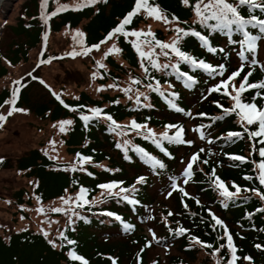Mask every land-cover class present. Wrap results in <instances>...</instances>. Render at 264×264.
<instances>
[{
    "label": "trees",
    "instance_id": "trees-1",
    "mask_svg": "<svg viewBox=\"0 0 264 264\" xmlns=\"http://www.w3.org/2000/svg\"><path fill=\"white\" fill-rule=\"evenodd\" d=\"M70 1L48 0L44 12L48 15L60 6L68 5ZM151 2L157 4L169 22L175 23L176 27H191L206 35L199 24L193 23L191 9L181 4L180 0ZM133 4L134 0H98L96 4L76 10L67 7L56 12L54 16L50 15L45 24L40 19V0H24L17 4L14 25L3 24L4 28L0 33V46L5 32L6 36L13 38L7 51L0 48V77L6 74V68L1 65V61H6L11 66L20 61L26 62L27 53L40 44L44 33L54 34L65 28L79 27L84 34V47L98 44ZM240 13L245 17L248 15L244 7L240 8ZM255 14L261 15L258 10ZM173 16L177 18L176 21L171 20ZM143 21V15L138 13L125 26V30H137ZM251 31L255 34V30ZM154 35L163 42L161 31L156 30ZM112 38L120 49V58L124 64L117 63L109 55L104 56V66L99 69L101 79L98 83L103 85L111 82L117 89L113 94L105 91L93 98L81 92L76 99H66L59 95L60 100L72 109L69 110L49 91L47 98L32 101L29 82L28 85L13 84L10 90L0 91L2 106L4 100L10 98L11 91L19 88L13 108L27 109L35 117L50 122L72 121L63 137V145L66 154L77 164L56 162L37 149L27 152L15 161V169L34 180L32 195L37 202L42 205L51 204L60 201L61 197H71L74 200L80 187L87 190L84 196L87 203L82 207H76L70 201L68 207L63 208L65 211L53 213L55 218L63 219L64 222V226L57 229L63 231L68 239L75 241L74 245H68L59 236L46 239L42 232L36 230L14 231L6 234V237L0 235V264H79L78 261L68 259L69 248L87 260L88 264H112L109 257L116 264H138L137 254L140 257L139 264H226L231 254L226 247L225 227L235 246V255L240 257L235 264H249V261L243 259L245 256L251 257V264H264V249L254 247L255 244L264 246V211H257L264 208V201L251 190L243 191L244 188H255L256 191L264 193V186L256 179L259 174L257 165L264 159L259 156L258 150L264 144L256 142L258 137L249 140L248 133L241 128L244 122L237 118L235 111L224 113L222 108L217 107L219 104L224 109L232 108L234 100L231 97L236 95L234 89L240 88V81L246 73H251L247 82L264 80V60L262 63L258 57L259 45L264 44V39L258 41L257 64L251 65V56L246 54L247 60L239 74L219 90L209 92L210 88L240 68L237 55L239 45H229L223 33L211 35L210 40L213 46L224 49L226 58L224 53L207 52L193 37H184L180 42L181 49L192 56L214 66L221 63L225 65L223 76H212L199 69L190 70L187 64H179L180 71L194 77L195 82L190 87H185L183 78L178 77L171 69L158 71L151 68L148 60L142 61L128 42L135 39L134 37L126 40L122 35H114ZM233 38L239 39V35L234 33ZM159 52L160 50L154 57L158 64L175 62V57L171 54L166 57L159 55ZM39 59L47 61V55L42 54ZM141 63L148 68L147 73L141 68ZM123 77L139 83L121 85ZM148 84L158 90L149 89ZM119 89H125L127 93ZM134 89H147L148 102L138 99L139 102L136 100L133 105L129 100L122 101L123 95H129L130 90ZM225 90L228 95L224 94ZM257 91L264 96V89H247L241 92V101L253 102L251 98ZM169 93L177 95L170 98ZM170 99L183 111L170 108ZM255 103L259 106L264 101L257 97ZM93 107L101 109L102 115L87 122L82 121L80 116L91 117L89 109ZM201 113L204 115H200ZM103 114L110 115L121 127H110V121L104 119ZM131 121L144 126L139 133L126 127ZM169 124L180 126L183 129L182 139L191 141V144L170 143L161 139V133L169 136L175 133V128L165 129L164 126ZM244 127L252 131L256 125L244 124ZM147 129H151L154 135L148 136ZM229 131L240 132V138L228 139L226 134ZM136 148L143 149L159 160L164 168H153L145 163L142 154L134 150ZM162 148L164 151L159 150ZM165 152L169 155H165ZM77 153L80 157H90V160L80 163ZM193 154L198 158L193 162L191 175L185 178L183 169ZM229 155L245 157V161L241 163L231 160ZM10 167L7 162L2 164V168ZM213 171L214 177L211 175ZM141 176L145 178L144 181L135 183L137 177ZM215 177L224 182L229 191L235 192L233 183L241 191L232 199L225 200L212 182ZM172 179H175L177 189H172ZM114 181L122 183L111 189L112 193H117L119 188H127L129 192L121 195H129L138 203L130 205L120 199L119 195H109L108 190L98 187ZM130 186L135 187L136 191L132 192ZM25 195L27 191L21 189L14 193L13 198L18 205H30V199L26 202L23 200ZM69 208L80 217L77 219L73 216L74 222L70 226L66 215ZM209 211L222 221V225L215 224ZM107 212L121 219L117 221L114 216L106 215ZM19 213L22 215L23 212L20 210ZM123 224H130L132 227L125 231ZM178 227L187 231L177 235L175 229ZM193 236L201 243L193 241ZM47 240L54 241L58 247L52 248ZM61 244L63 246H59ZM222 244L225 247L221 248ZM218 248L219 251L213 256L212 253Z\"/></svg>",
    "mask_w": 264,
    "mask_h": 264
},
{
    "label": "snow or ice",
    "instance_id": "snow-or-ice-1",
    "mask_svg": "<svg viewBox=\"0 0 264 264\" xmlns=\"http://www.w3.org/2000/svg\"><path fill=\"white\" fill-rule=\"evenodd\" d=\"M48 0H40V19L42 22L47 24L49 16L56 15V12L65 10L68 6L63 5L56 9V11L46 15L44 12V8L47 4ZM97 0H81V3L75 4L73 7V10H76L78 8L84 7L86 5H92L96 4ZM180 3L183 4L185 7H189L194 15V24H199L202 29L206 32L205 34H202L201 31L195 30L191 27L185 29L181 27H175L174 29V36L169 42H162L159 39L155 38L154 33L151 31H126L125 26L128 25L131 21L134 15L138 14L143 10V13L146 17H150L154 20L162 21L165 24L169 23V20L167 16L165 15L164 11L159 8L157 4L154 2H151V0H134V4L131 7V9L123 16V18L117 23L114 27H112L105 37L99 41L98 44H93L90 47H83L82 53H76V52H69L67 53L68 56H75L79 54L87 55V53L91 49H99L101 44H104L106 41H108L110 38H112L114 35H122L126 40L128 37H134L135 39H132L128 41L131 44V47L135 50L137 56L143 61L148 60L150 63L151 68L156 70L161 69H171L172 72H174L178 77H182L185 81V87H190L192 83H194V77L192 75H189L187 72L180 71L178 68V65L183 63L187 64L190 68V70H202L208 75H221L223 76V73L225 71V65L219 64V65H211L207 63L203 59L196 58L192 56L191 54L183 51L180 47V42L184 39V37H193L195 38L200 46L205 49L207 52L215 54L217 52L224 53L223 48H218L216 46H213L210 40L211 35L215 33H223L227 37V43L229 45H239V50L237 52V55L240 60V68L233 71L231 74L227 76V79H222L217 85H214L212 88L209 89V92L211 91H217L222 86L227 85L230 81L233 80L234 77H236L239 72L243 69L244 64L247 60L246 54H250L251 60L250 64L255 65L257 64L256 59V52L258 48V41L261 39H264V0H180ZM246 8L248 15L245 17L241 15L240 8ZM259 11L261 14L260 16L256 15L255 12ZM172 21H176L177 18L175 16L171 17ZM255 30V34H253V31ZM238 34L239 39H234L233 34ZM78 37H83V33L77 31L75 34ZM47 33L43 34V37L46 38ZM142 37V39H141ZM75 38V37H74ZM81 45L83 44V41L81 39L80 41ZM145 47L147 48V52L144 50ZM159 48L160 52L159 55L163 56H169L170 54L175 57V62L170 64H163L160 65L157 63L156 59L154 58L157 53H154L152 50L153 48ZM120 49L111 47L107 50V54L112 52H119ZM225 58L227 57V53H224ZM41 63H47V61H40ZM97 66L102 67L100 65L99 61H97ZM141 68L144 69L145 73H147L148 68L141 63ZM251 73H246L244 75V78L240 81V88L234 89L236 92L235 96H232L231 98L234 100V104L231 109H224L221 105L217 104V107L222 108V111L224 113H229L235 111V114L237 118L240 121H243L244 123L241 124V128L245 132L248 133V138L251 141L253 138L258 137L259 139L256 141L259 144H264V103H261L259 106L255 103V100L257 97H260L262 101H264V96L261 95L259 91L256 92L255 95L252 96L251 100L253 102H242L240 99V94L242 91H245L247 89H264V80H261L259 82L250 83L247 82L249 76ZM93 76H95V73H93ZM148 79H152L151 77H147ZM15 84L19 85V81H15ZM43 83V81H41ZM133 83H139V81H133ZM158 84V82H156ZM46 88H48L47 84H44ZM108 87H114V85H108ZM147 87L149 89H154L152 84H148ZM99 91V89H97ZM19 88H14L11 91L10 98L4 100V104L8 105H14L16 103L17 94H18ZM49 91L51 89L49 88ZM121 91H125L127 93V90L121 89ZM225 95H228L227 91L224 92ZM53 95L56 96V99L60 101V103L65 107L69 108V110H72L69 105L64 104L62 100H60L59 95L53 93ZM143 95V94H141ZM176 93H169L170 98H175ZM147 99V96L144 97ZM139 100L137 99V103ZM2 106V105H0ZM83 107V106H80ZM169 107L175 108L176 111H183L182 109L176 107L172 102L171 99L169 100ZM238 109V111H236ZM13 111L19 112L23 111L20 108H12L9 107L7 110V114L11 115ZM91 112V117L88 115H81L80 119L82 121L87 122L91 118L100 117L102 115V110L96 107H93L89 109ZM200 115H204L201 113ZM104 119L110 121V127H114L116 129H119L121 126L117 125L115 121L112 120V117L107 114H103ZM222 118V117H221ZM5 119L4 115H0V123H2ZM72 123L71 120H62L59 122L60 124V131L63 132L65 130V125H70ZM244 124H247L248 126L256 125V128L252 131H249V128L244 127ZM130 127L131 129H135L138 133L141 128H143V125L137 124L135 121H131L130 125L126 126ZM165 129L168 128H175L176 131L172 136L167 135L166 133H161V139H166L170 143H187L191 144V141H185L182 139V132L183 129L178 125H165ZM202 127V126H201ZM198 131V129H197ZM148 136H153L151 129H147ZM241 133L238 131H229L226 134V137L228 139H231L233 137L240 138ZM155 142V141H154ZM51 143V142H50ZM125 144L127 142L125 141ZM117 147H120L119 144L116 145ZM159 147V144H157ZM137 152H140L142 154V159L145 163H148L151 165V167L156 168L157 166L160 169L164 168V164L161 163L156 158L149 155L147 152H144L143 149L136 148L134 149ZM161 151H164V149H161ZM203 151V149H201ZM259 156L261 158H264V147L259 148ZM251 154V153H250ZM77 157L80 159V163H83L84 161L90 160V157H80V154H76ZM165 155H169L167 152H165ZM197 155L193 154L190 159L187 162V166L183 169V176L185 178L189 177L191 175V169L193 166V162L197 160ZM125 159H128L127 156H125ZM229 159L231 160H238L241 163L245 161V157L239 156V155H229ZM259 169V174L256 177V179L259 181V184L261 186H264V159H262L261 162L257 165ZM211 175L214 177V171L211 173ZM144 177H137L135 183L139 184L144 181ZM245 179H251V177H245ZM185 182L187 180L185 179ZM212 182L218 187L219 194L225 198V200H230L234 196H236L237 193L241 191L240 187L237 186L235 183L232 184V187L235 189V192L229 191L228 188L225 186L224 182H222L218 177H215ZM122 182H110L105 184L98 185L101 189H106L109 191V195H119L120 199L127 201L130 205H135L138 203L135 199H132L129 197V195H121L122 193H128L129 189L127 188H119V191L117 193H112L111 189L117 188L119 184ZM172 189H177V184L175 182V179H172L171 183ZM131 191L135 192L136 189L133 186H130ZM252 191L259 197L261 201H264V193H261L259 191H256L255 188L248 189L244 188L243 191ZM181 192H183V189H180ZM87 190L83 187H80L75 199L73 200L71 197L65 199L64 197H61V201L64 204H69L71 201L72 204H74L76 207H82L83 204L87 203V201L84 199V196L86 194ZM184 195H187V193H183ZM199 203V201H197ZM226 206V205H223ZM53 212H62L65 211L62 208H53ZM257 211H264V208L257 209ZM37 212H41V209H37ZM108 216H114V218L119 221L121 218L119 216H115L111 212L105 213ZM66 215L68 216L67 223L70 226L74 221L72 219L73 216H76L77 219L80 217L78 214L72 212L71 208L66 210ZM171 215V213H169ZM209 215L211 216L212 220L215 222L216 225H222V221L217 218L214 214H212L209 211ZM246 215H249L246 213ZM151 218V217H149ZM23 219V217H21ZM123 230L127 231L132 227L130 224H123L122 225ZM151 232V229H149ZM172 230L170 229V232ZM186 229L183 228H176L175 233L177 235L186 232ZM44 237L47 239L48 233L41 230ZM154 236V234H153ZM224 236L227 237L226 240V247L228 252L231 254L227 260L226 264H235V261L240 259V257L235 255V246L233 245L232 238L228 233L227 228H224ZM59 237L62 239V241H66L68 245H74L75 241L68 239L64 232L61 231L59 233ZM196 243H201L195 236L191 238ZM47 242L51 245L52 248H57L58 245L52 241L47 240ZM59 246H63L62 244ZM148 244H145V247H147ZM206 247L211 248V245H206ZM221 248L225 247L224 244L220 246ZM254 247L257 249H264V246L261 244H255ZM143 251V249H141ZM219 251V248L216 249L212 255L215 256L216 252ZM67 257L70 261H78L79 264H88L87 260H85L82 256L78 255L75 251H73L71 248L67 251ZM110 260H112V264H116L115 260L113 258L109 257ZM139 254H137V261L139 264ZM245 261H249V264H251V257L245 256L243 257ZM155 264V262H154Z\"/></svg>",
    "mask_w": 264,
    "mask_h": 264
},
{
    "label": "rangeland",
    "instance_id": "rangeland-1",
    "mask_svg": "<svg viewBox=\"0 0 264 264\" xmlns=\"http://www.w3.org/2000/svg\"><path fill=\"white\" fill-rule=\"evenodd\" d=\"M23 1L4 0L0 5V33L3 31V24L14 25L18 10L17 4ZM79 3L81 0H71L67 6L74 7L75 4ZM140 13L143 15L144 21L139 25L137 31L155 33L156 30H159L164 37L163 42H169L172 39L175 34V23L165 24L162 21L146 17L143 10ZM77 31L81 32V29L79 27L75 29L65 28L58 33H47L46 38H43L36 48L27 53L26 62L20 61L11 66L6 61H1V65L6 68V74L0 77V91L10 90L15 84L14 82L19 81V84L28 85L27 82L31 83L29 86H31L32 101L35 99L42 100L43 97L47 98L49 88L51 89L50 93H55L66 99H76L81 92H85L93 98L105 93V91H109L111 94L116 92L117 89L114 87H108V85H112L111 82H105L103 85L98 83L101 79L99 74L101 67L97 66V61L102 67L104 66V56H106L109 48H117L115 41L110 38L101 44L99 49H91L87 55L68 56L67 53L69 52L82 53L84 43L81 45L80 41L81 39L83 41V37L76 36ZM12 40L13 38L6 36L5 32L0 48L4 52L7 51ZM144 50L147 52L146 47ZM159 50V48H153L152 51L157 53ZM42 54L47 55V63L40 62L39 58ZM107 55L111 56L117 63L124 64L119 52H112ZM258 57L263 63L264 44L262 43L259 45ZM124 83L132 84L133 82L129 81L128 77H123L121 85ZM44 84H47L48 88ZM124 86L129 88L127 85ZM146 95L147 89H134L130 90L129 95H123L122 101L129 100L134 105L137 99H143L147 103L148 99L144 98ZM9 107L13 108L12 105L8 104H4L0 108V115L5 116L4 121L0 123V235L6 237V234L14 231L31 229L40 232L43 230L51 238L57 237L59 236L57 231L61 232L57 227H63L64 222L63 219L54 217L52 209L67 208L68 204H64L61 200L51 204H39L32 195L35 186L34 180L25 177L23 172H18L14 165L18 158L33 149L39 150L56 162L77 164L73 158L66 154L63 145V137H65L70 125H65V130L61 132L59 122L62 120L57 122L43 120L35 117L24 108H22L23 111H13L11 115H8ZM6 162L11 165L10 168H2V164ZM21 189L27 191L23 200L26 202L30 199V205L24 203L18 205L17 201L14 200V193ZM38 208L41 209L39 213L37 212ZM20 210L23 212L22 215L19 213Z\"/></svg>",
    "mask_w": 264,
    "mask_h": 264
},
{
    "label": "bare ground",
    "instance_id": "bare-ground-1",
    "mask_svg": "<svg viewBox=\"0 0 264 264\" xmlns=\"http://www.w3.org/2000/svg\"><path fill=\"white\" fill-rule=\"evenodd\" d=\"M3 1H4V0H1V1H0V5L3 3Z\"/></svg>",
    "mask_w": 264,
    "mask_h": 264
},
{
    "label": "water",
    "instance_id": "water-1",
    "mask_svg": "<svg viewBox=\"0 0 264 264\" xmlns=\"http://www.w3.org/2000/svg\"><path fill=\"white\" fill-rule=\"evenodd\" d=\"M1 1V0H0Z\"/></svg>",
    "mask_w": 264,
    "mask_h": 264
}]
</instances>
